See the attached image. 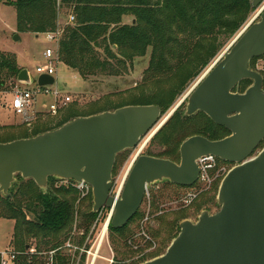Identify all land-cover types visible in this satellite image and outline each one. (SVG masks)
<instances>
[{"label":"water","instance_id":"1","mask_svg":"<svg viewBox=\"0 0 264 264\" xmlns=\"http://www.w3.org/2000/svg\"><path fill=\"white\" fill-rule=\"evenodd\" d=\"M264 0H251L259 20L235 38L181 99L163 123L156 105L125 106L111 112L79 117L28 139L0 144V195L16 181L32 180L43 192L49 179L91 187L92 212L110 210L111 226L125 227L142 204L145 187L168 181L191 187L198 180L195 161L212 156L232 164L217 192L219 210L204 211L195 223L185 220L165 253L141 264H264V90L263 77L250 67L264 54ZM15 41L19 37L15 36ZM244 81L251 85L243 92ZM20 86L33 80L22 69ZM39 86L54 84L41 75ZM186 99L185 116L203 113L230 135L218 141L194 136L182 142L180 163L149 156L135 158L118 197L111 195L112 169L118 154L134 150L140 139L162 126Z\"/></svg>","mask_w":264,"mask_h":264},{"label":"trees","instance_id":"2","mask_svg":"<svg viewBox=\"0 0 264 264\" xmlns=\"http://www.w3.org/2000/svg\"><path fill=\"white\" fill-rule=\"evenodd\" d=\"M4 4L15 10L18 33L34 35L61 28L60 11L69 10L75 21L64 28L66 33L59 41L57 54L59 62L83 82L100 76L121 77L135 58L145 57L150 50L148 66L140 83L124 92L119 102L109 106L111 109L108 110L156 105L161 115L173 102L180 86L208 68L223 44L235 36L254 11L251 0H15L4 1ZM129 17L131 23H124ZM21 70L15 56L0 52L1 93L10 92L5 89H11V84L14 86ZM250 85V81L242 82L239 92L243 93ZM262 88L264 90V75ZM109 99L108 96L102 103L84 107L70 104L55 123L38 119L19 139L55 130L79 117L103 113L107 111L104 106ZM195 135L216 141L230 133L214 125L201 112L184 116L179 107L152 139L151 146L160 149L154 156L174 161L181 143ZM125 159L123 156L117 161L122 163ZM17 177L21 179L19 175ZM91 198L83 201H88V205L81 204L82 208L88 206V210H77L79 228H84L79 245L97 217L90 208ZM77 199L75 190L59 188L52 192L50 186L43 192L32 180H26L14 191L11 189L7 196L0 195V219L14 221L12 249L25 250L31 245L28 239L36 240L34 246L39 250L41 245L46 246V251L60 247L59 237L72 225ZM208 201L210 199L202 204ZM28 215L33 219H28ZM125 227L115 230L109 226L108 230L121 235L126 245L130 234ZM68 259L56 256L55 264H68ZM15 264L43 263L37 258L28 262L19 257Z\"/></svg>","mask_w":264,"mask_h":264},{"label":"rangeland","instance_id":"3","mask_svg":"<svg viewBox=\"0 0 264 264\" xmlns=\"http://www.w3.org/2000/svg\"><path fill=\"white\" fill-rule=\"evenodd\" d=\"M4 1L14 2L15 0H0V52L15 56L18 67L27 70L34 81L39 76L36 73V67L42 61V53L46 48L53 49L55 44L48 43L44 38V34L18 33L15 10L13 7L4 4ZM258 12V10H254L235 36L223 44L221 51L207 69H209L250 22H257L259 20ZM70 15L71 12L69 10L62 9L60 11L59 22L61 24L62 39L65 36L66 31L64 28L69 24L67 19ZM131 21L132 18L129 17L124 20V23L130 24ZM15 36L19 37V41L14 40ZM149 56L150 50L147 51L145 57L135 58L132 64L128 66L127 72L121 77L100 76L86 82H83L78 75L63 64H58L55 74L56 84L52 86V89L57 88L61 96H69L70 102L66 105H61V100L58 99V109L61 111H58L55 116L50 115L47 111V106L53 101L51 96H39L34 99L31 116L28 119H23L16 116L12 111V96L10 94H0V105L3 103L7 105L6 109L0 107V144L11 139H19L25 134V130L29 129L31 124L38 119L55 123L59 119V115L64 112V108H67L70 104L76 103L79 107H84L88 104L102 103L109 96L110 99L104 106V110L107 109L105 112H111L108 110L111 109L109 106L118 103L122 96H124L122 95L124 92L135 88L140 83L143 72L148 66ZM205 72L206 70L201 72L197 77L187 79L180 86L173 102L161 115L159 124L163 123L175 105L190 92ZM10 86H12L11 89L5 90L12 91L14 86L12 84ZM21 87L25 88V86ZM30 87L33 88L35 86L31 85ZM166 87L167 85L164 86V88ZM186 103L187 101L185 100L180 106L182 113L185 111ZM260 147L255 151V155L262 148ZM150 151L154 155L160 149L152 146ZM123 156H126V159L116 175L118 177L116 180L123 179L131 161L134 159L135 152L134 150H126L120 153L116 160L123 158ZM231 168L226 167V171L228 172ZM226 173L219 176L209 188L201 181L189 187L186 192L188 194L191 192L196 193L197 196L186 208L182 207L183 203L181 202V198L186 194L168 182L162 181L147 186L149 187L147 189V195H144L142 204L136 214L137 216L131 219L125 227V231H128L130 234L126 245L123 244L122 239L124 238L121 235L110 233L107 229L98 254L99 259L95 264H109L113 259L118 264H141L164 254L171 241L179 233L178 225L181 222L188 220L195 223L202 212L206 211L209 214H214L219 210V206L217 205V192L220 182ZM25 181L16 176V181L13 183L11 189L14 191L22 187ZM50 186L52 192H55L56 189L64 188L65 190H75L78 193V199L75 202L76 210L74 220L70 229L59 237V244L62 249L56 256L69 257L67 260L68 264H87V260L89 262L91 260V255L88 256L87 252L94 254L96 245L107 224L109 211L102 210L100 215L99 213L97 214L96 220L89 228L84 242L79 245L78 243L84 235V228H79L80 216H78L79 212L77 214V210H88V206L82 208L83 205L81 204L89 196L92 197L91 190L90 195L87 196L85 191H79L73 183L56 179L48 182V188ZM115 192L112 193V196L115 195ZM206 199H210V201L202 204ZM83 204L88 205V201ZM92 204L91 198V211ZM28 219L31 220L33 217L28 215ZM13 230L14 221L0 219V252L5 249H12ZM27 242L34 246L37 241L28 239ZM67 244L71 246L77 245L82 252L79 250L74 254L75 250L67 248ZM40 248L42 251H46V246L41 245ZM135 248H139L140 252H137Z\"/></svg>","mask_w":264,"mask_h":264},{"label":"built area","instance_id":"4","mask_svg":"<svg viewBox=\"0 0 264 264\" xmlns=\"http://www.w3.org/2000/svg\"><path fill=\"white\" fill-rule=\"evenodd\" d=\"M264 6V2H263ZM75 21V18L73 15L68 16L67 22L69 24H73ZM251 23V22H250ZM249 23V24H250ZM62 31L61 28L57 29L55 32H49L44 34V38L48 43H54L55 46L53 49L46 48L44 52L42 53V61L37 65L36 67V73L41 75H47L54 78V84L49 86H39L37 84V80L39 78L33 81V84L35 87H25L22 88L20 85L17 84L15 81L14 87L12 91L9 93H1L0 94H10L12 96V102H11V108L13 113L23 119H28L31 116L32 112V105L34 99H36L39 96H51L53 98L52 103H50L47 106V111L50 115L55 116L57 115L59 109H58V99L61 100V105H66L70 102L69 96H61L59 92L57 91V88L52 89V86H55V74L57 65L60 64L59 57L57 54L58 44L61 40ZM251 69L257 73H259L262 77L264 75V54L261 55L258 58H255L253 66H251ZM1 108L6 109L7 105L5 103L0 105ZM29 126V124H28ZM155 130H151L146 136L142 137L137 145V147L134 149L135 156L134 159L137 158V156L140 154V152L144 149L146 141L148 137L154 132ZM133 159V160H134ZM132 160V161H133ZM131 161V162H132ZM220 160L212 157V156H206V157H200L195 161V164L197 166V169L199 171V177L198 181H201L205 185H207V188L212 186L213 182L222 174H225L226 166L220 165ZM124 178L122 180H116L114 183V187L111 190L112 193L115 192V195L113 197H118L122 186L124 182ZM197 181V182H198ZM68 182V181H64ZM120 182V183H119ZM77 187L79 191H85V194L90 195L91 187L87 185L84 182L75 183L70 182ZM83 193V192H82ZM145 195H147V187H145ZM196 193H189L186 194L181 202L185 205L190 204L194 198L196 197ZM106 210V209H105ZM104 211V210H103ZM109 211V216L107 220V224L104 227V230L102 232V235L96 245V248L94 250V254H91L87 252L88 256L91 255L90 262L87 260V264H95L96 261L99 259L98 254L101 249V245L104 241V236L107 231V225L111 218L112 212ZM100 215V213H99ZM98 221V220H97ZM67 248L74 249V254L79 251V247L76 245L71 246L70 244L66 245ZM62 248L58 247L49 251H42L36 248V246L30 245L25 248L23 251H15L13 249H5L0 252V264H15L19 257H23L28 260V262H31L34 258H37V260L41 261L43 264H55V257L58 252H60ZM85 250V249H84ZM82 252V250H80ZM112 262V260L109 262V264Z\"/></svg>","mask_w":264,"mask_h":264},{"label":"flooded vegetation","instance_id":"5","mask_svg":"<svg viewBox=\"0 0 264 264\" xmlns=\"http://www.w3.org/2000/svg\"><path fill=\"white\" fill-rule=\"evenodd\" d=\"M208 69H206V71H207ZM186 99H184V101H185ZM183 101V102H184ZM182 105V104H181ZM180 105V106H181ZM196 114V113H195ZM203 114V113H202ZM173 115V114H172ZM183 115L185 116V111L183 112ZM193 116V115H192ZM187 117V116H186ZM207 117V116H206ZM208 118V117H207ZM209 119V118H208ZM210 120V119H209ZM211 121V120H210ZM167 122V121H166ZM165 122V123H166ZM212 122V121H211ZM164 123V124H165ZM213 123V122H212ZM163 124V125H164ZM214 124V123H213ZM163 125L162 126H159V127H157V128H155V129H153V130H155L149 137H148V139H147V141H146V144H145V147H144V149L140 152V154L138 155V157H140V156H149V157H154V158H158V157H155L154 155H148V151H150V149L152 148V146H151V142H152V139L156 136V134L160 131V129L163 127ZM214 125H216V124H214ZM217 126V125H216ZM195 136H200V137H203V138H206V137H204V136H201V135H195ZM192 137H194V136H192ZM190 138V137H189ZM188 139V138H187ZM207 139V138H206ZM208 140V139H207ZM210 141V140H209ZM216 141H218V140H216ZM182 144V143H181ZM264 145V144H263ZM180 148V147H179ZM162 151V150H161ZM159 159H161V158H159ZM165 160H167V159H165ZM125 161V160H124ZM124 161L122 162V163H118V161L115 159V163H114V166H113V169H112V188L114 187V183H115V181H116V179L118 178L116 175H117V173H118V171H119V169L121 168V166H122V164L124 163ZM170 161V160H169ZM171 162H174V163H176V164H179L180 163V153H179V149H178V158H176L174 161H171ZM220 165L221 166H226V167H232V164H229V163H225V162H223V161H221L220 162ZM130 166V165H129ZM129 168V167H128ZM127 171H128V169H127ZM126 171V172H127ZM116 177V178H115ZM124 177H125V175H124ZM198 177H199V174H198ZM125 179V178H124ZM198 181V180H197ZM166 182H168V181H166ZM170 185H172L173 187H176V188H178V190H181L182 192H184L185 194H188L186 191L188 190V188L189 187H180V186H177V185H174V184H171L170 182H168ZM149 187H147V189H148ZM145 195V194H144ZM184 197V196H183ZM182 197V198H183ZM144 198V197H143ZM182 198H181V200H182ZM194 199H196V197L194 198ZM191 204V203H190ZM189 205V204H188ZM188 205H185V204H182V207L183 208H186ZM178 228H179V225H178ZM128 249H129V247H128ZM136 249V251L137 252H140V249L139 248H135ZM133 253H134V251H133ZM110 264H118V263H116L115 261H114V259L112 260V262L110 263Z\"/></svg>","mask_w":264,"mask_h":264},{"label":"crops","instance_id":"6","mask_svg":"<svg viewBox=\"0 0 264 264\" xmlns=\"http://www.w3.org/2000/svg\"><path fill=\"white\" fill-rule=\"evenodd\" d=\"M2 109H4V108H2Z\"/></svg>","mask_w":264,"mask_h":264}]
</instances>
